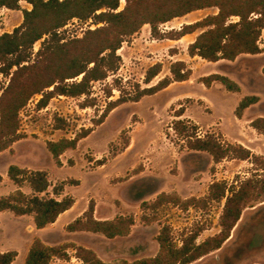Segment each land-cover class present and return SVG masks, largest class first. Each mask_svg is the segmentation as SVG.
Masks as SVG:
<instances>
[{
	"label": "rangeland",
	"instance_id": "obj_1",
	"mask_svg": "<svg viewBox=\"0 0 264 264\" xmlns=\"http://www.w3.org/2000/svg\"><path fill=\"white\" fill-rule=\"evenodd\" d=\"M125 5V0H119L117 11ZM19 7L20 10H11L0 6V35L11 33L20 26L22 10L32 8L26 1H21ZM217 11L216 8L194 11L160 24L159 29L163 32L176 30ZM100 26L103 24L95 25L91 20H72L59 33L64 40L78 39L87 30ZM199 32L197 30L179 40L156 39L146 24L122 43L117 51L121 58L119 69L105 81L93 82L90 96H54L45 108L38 109L36 103L41 96L36 95L20 110L19 132L23 138L13 144L12 152L6 150L0 154V196L16 189L7 177L8 166L16 164L30 170L45 171L51 184L47 190L50 196H53V186L68 180L79 181L77 186H64L63 194L73 196L76 202L72 212L63 220L81 216L91 200L95 205L94 216L96 214L100 219L133 215L135 220L126 237L107 239L98 233L71 235L61 230L60 223L56 229H49L40 237L49 238L55 245L68 240L81 241L78 246L90 245L101 260L116 264L120 260L134 261L155 256L159 249L156 237L165 225L169 226L178 244L183 236L196 228L201 229L197 243L220 231L219 219L225 199L209 202L205 208L189 207L187 210L167 205L159 208L155 215L140 208L143 202H152L162 192H175L184 199L204 197L213 182L232 184L250 178L256 167L241 160L224 159L216 164L208 153L181 147V140L170 128L180 111H183L180 119L196 123L201 136L206 133L223 135L231 142L242 143L264 156V134L250 126L253 119L264 117V51L258 55H240L234 61L215 63L197 56L190 57L188 45ZM45 38L47 36L33 45L31 63L49 55L48 44H43ZM263 43L264 30L259 42L261 48ZM176 61H184L191 68L188 81L172 83L139 102L123 103L97 125L109 102L120 94L114 88L112 96H108V87L112 86L114 78H119L124 90L131 92L134 84L145 88L170 77V66ZM156 63L161 64V71L149 85L144 84L146 71ZM216 73L234 80L241 91L231 93L218 82L210 87L200 83L201 78ZM247 95L259 96L260 101L244 113L240 121L234 110ZM55 117L64 120L61 129L54 126ZM85 129H91V133L79 141L76 149L66 150L60 156L61 165H56L46 149V142L71 139ZM126 141L129 144L124 149ZM103 158L107 159L106 163L98 166L97 160ZM22 191L30 192L27 185L22 187ZM251 205L243 210L230 238L219 250L191 264H264V202ZM143 215L156 218L147 223L142 219ZM29 223L28 216L0 213V251L19 253L13 264H24L32 237ZM68 252L70 258L58 264H83L75 257L73 249H68Z\"/></svg>",
	"mask_w": 264,
	"mask_h": 264
},
{
	"label": "trees",
	"instance_id": "obj_2",
	"mask_svg": "<svg viewBox=\"0 0 264 264\" xmlns=\"http://www.w3.org/2000/svg\"><path fill=\"white\" fill-rule=\"evenodd\" d=\"M21 1L28 2L32 8L22 10L20 26L11 33L0 35V154L6 150L12 152L13 144L23 138L19 132V112L33 96H41L36 103L38 109L45 108L54 96H90L93 82L105 81L119 69L121 58L117 51L122 43L146 24L156 39L179 40L200 30L188 45L187 53L190 57L197 56L208 62L234 61L240 55H258L264 51V43L263 48L259 46L264 30V0H125L126 5L120 11H117L119 0H0V6L20 10ZM206 8H216L218 11L194 23L183 24L176 30L163 32L159 29L160 24ZM72 20H91L93 24L103 26L87 30L82 38L64 40L59 31ZM45 36L47 38L43 44H48L46 49L49 55L31 63L33 45ZM160 71V63L149 67L144 84L149 85ZM169 71L170 77H164L155 85L145 88L134 84L131 92H126L121 80L114 78L112 86L108 87V96H112L114 88L120 94L116 100L109 102L97 125L103 123L108 113L117 106L139 102L172 83L188 81L191 76V68L184 61L173 62ZM262 72L264 74V68ZM214 82L220 83L231 93L241 91L239 84L225 75L216 73L200 79L205 87H210ZM259 101V96H244L236 106L234 115L241 119L245 110ZM182 114L183 111H180L175 115L178 119L170 126L181 140V147L208 153L216 164L224 159L248 161L256 166L253 174L232 184L213 182L208 194L201 198L184 199L175 192H162L152 202H143L141 210H150L155 215L159 208L167 205L187 210L189 207L205 208L209 202H222L225 199L219 219L220 231L197 243L201 229L196 228L183 236L178 244L169 226L165 225L156 237L159 249L155 256L134 261L120 260L116 264H191L222 247L245 208L252 206L253 202H264V156L253 153L240 143L229 142L219 134L206 133L201 136L198 125L189 119H180ZM54 123L56 129H61L65 124L58 117L54 118ZM250 126L264 134V117L253 119ZM90 133L91 129H85L71 139L48 141L46 149L56 165L60 166V156L66 150L76 149L79 141ZM128 144L129 141L124 142V149ZM106 161L103 158L97 160V164L102 166ZM7 177L16 189L0 196V213L10 212L15 217L30 216L36 229L54 223L60 214L75 204L74 197L63 195V190L67 184L79 185L78 180L53 186V196H50L47 190L51 184L43 170H30L11 164ZM24 185L28 186L29 193L22 191ZM94 211L95 205L91 200L82 215L69 223L65 230L98 233L107 239L130 234L135 222L133 215L99 220L95 218ZM155 218L142 216L147 223ZM68 249H73L75 257L83 264H111L101 260L87 247L73 243L48 246L39 238L32 241L24 264H50L53 258L68 260ZM17 256L14 250L0 251V264H12Z\"/></svg>",
	"mask_w": 264,
	"mask_h": 264
},
{
	"label": "crops",
	"instance_id": "obj_3",
	"mask_svg": "<svg viewBox=\"0 0 264 264\" xmlns=\"http://www.w3.org/2000/svg\"><path fill=\"white\" fill-rule=\"evenodd\" d=\"M254 106V105H253ZM252 107V106H251ZM251 107H249L248 109H246L245 110V112L244 113H246ZM244 115V114H243ZM243 117V116H242ZM237 118V117H236ZM258 118V117H257ZM238 119V118H237ZM240 121L242 120V118L241 119H239ZM252 120V119H251ZM250 120V121H251ZM252 128V127H251ZM223 136V135H222ZM227 141H229V142H231L230 140H228V138H226L225 136H223ZM232 143H238V142H232ZM240 144H242V143H240ZM242 145H244V144H242ZM245 146V145H244ZM245 147H247L248 149H250L253 153H255V154H257L256 152H254L251 148H249L248 146H245ZM14 185V184H13ZM7 194H9V193H7ZM7 194H5V195H7ZM64 195V194H63ZM75 202H76V200H75ZM75 205V204H74ZM74 205H73V207L71 208V209H69V210H67V211H65L64 213H62V214H60L59 215V217L57 218V220L54 222V223H52V224H49V225H47L45 228H43V229H36L35 228V226H34V224H33V220H32V217H30V216H28V219H29V228H30V234H31V240L29 241V243H28V249H29V247H30V245H31V243H32V241L34 240V238H39L40 240H42L46 245H48V246H54L55 244H53L51 241H49L50 239L48 238V239H45V238H42V237H40L41 236V234H43V233H45V231H47V230H54V229H56V227L59 225L58 223H60L61 224V230H63V231H66L65 230V227L69 224V223H71L72 221H74L75 219L74 218H72V219H69V220H63L64 218H65V216H67L68 214H70L71 212H72V210L74 209ZM79 217V216H78ZM95 218L96 219H99V220H104V219H100V218H98L97 216H96V214H95ZM59 221H61V222H59ZM71 221V222H70ZM53 231H51V233H52ZM67 232V231H66ZM51 233H50V235H51ZM67 233H70L71 235H76V234H84V235H90L91 234V232H67ZM93 234V233H92ZM47 238V237H46ZM74 243V244H77V245H80L81 244V241H78V240H68V241H64L63 243ZM60 244H62V243H60ZM88 244V243H87ZM56 245H59V244H56ZM87 248H89V249H91L92 247H90V245L89 246H87ZM28 249H27V251H26V254H27V252H28ZM2 252V251H1ZM18 255H19V253H18ZM25 257H26V255H25ZM17 258V257H16ZM72 258V257H71ZM58 262H62V260H60V259H57V258H54L53 260H51V262H50V264H58ZM12 264H13V262H12Z\"/></svg>",
	"mask_w": 264,
	"mask_h": 264
}]
</instances>
